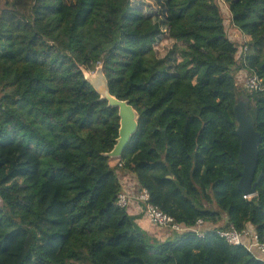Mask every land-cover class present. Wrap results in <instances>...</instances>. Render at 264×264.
I'll list each match as a JSON object with an SVG mask.
<instances>
[{
    "label": "trees",
    "instance_id": "16d2710c",
    "mask_svg": "<svg viewBox=\"0 0 264 264\" xmlns=\"http://www.w3.org/2000/svg\"><path fill=\"white\" fill-rule=\"evenodd\" d=\"M99 64L140 115L114 166L118 108L84 73ZM244 101L261 135L251 197ZM132 178L178 224L214 227L151 234L118 203ZM231 225L264 242V0H0V264H264L218 234Z\"/></svg>",
    "mask_w": 264,
    "mask_h": 264
},
{
    "label": "water",
    "instance_id": "95a60500",
    "mask_svg": "<svg viewBox=\"0 0 264 264\" xmlns=\"http://www.w3.org/2000/svg\"><path fill=\"white\" fill-rule=\"evenodd\" d=\"M87 72L92 71L84 69L85 77L100 95V98L107 100L108 106L118 108L120 117L119 136L113 149L104 153L106 157L118 159L123 155L132 136L138 129L139 112L128 100L119 99L111 94L109 81L104 73L102 64L96 67L93 75H89ZM234 112L238 124L237 133L241 140L239 160L243 165V169L239 171L240 180L238 182V187L245 195H254L257 192V184L262 176L261 175L255 180L261 135L255 129L246 102H239L236 104Z\"/></svg>",
    "mask_w": 264,
    "mask_h": 264
},
{
    "label": "built area",
    "instance_id": "2783aa9c",
    "mask_svg": "<svg viewBox=\"0 0 264 264\" xmlns=\"http://www.w3.org/2000/svg\"><path fill=\"white\" fill-rule=\"evenodd\" d=\"M242 33V32H241ZM242 35L246 36L244 33ZM246 50L243 46L242 51L239 50L238 57ZM243 76L245 75V87L253 92L255 90L263 89L262 80L257 74H248L247 71L244 73H239ZM252 195H245V197H251ZM118 203L121 207H129L132 201H139L144 206V213L149 219L150 223L156 226L157 229L163 231V233L170 235L173 232H184L186 230H193L198 236H203L205 234V222L199 219L194 226L184 227L177 222L174 218L164 213L158 206L149 202V194L146 189L137 193V189L133 187L132 183L125 186L118 195ZM221 237H224L226 241L231 245H242L245 246L249 251L255 252L261 256H264V242L259 240L258 235L253 229H244L242 231L235 228V226H230L228 228H222L217 230Z\"/></svg>",
    "mask_w": 264,
    "mask_h": 264
},
{
    "label": "rangeland",
    "instance_id": "374dc122",
    "mask_svg": "<svg viewBox=\"0 0 264 264\" xmlns=\"http://www.w3.org/2000/svg\"><path fill=\"white\" fill-rule=\"evenodd\" d=\"M68 4H71V3H73L75 0H65ZM223 9H224V11L226 12L225 13V18H226V23H227V31H228V33H229V35L231 36V38L234 40V41H236L237 42V44H238V46H239V50L240 51H242V48H243V46L245 45V42L247 41V36H244V35H242V33L240 32V31H236L235 29H234V27L232 26V24L230 23V13L228 12V9L226 8V6L224 5L223 6ZM227 10V11H226ZM87 74H89V75H93L94 74V71H92V72H87ZM237 83H238V85L239 86H244L245 85V75L243 74V76L242 75H240L239 73H237ZM245 102V101H244ZM117 162H118V159H111L110 160V163H111V165H116L117 164ZM133 179V178H132ZM131 183L133 184V187H135L136 185H135V183L131 180ZM132 209V208H131ZM224 222V221H223ZM204 227H206V229H209V228H213L214 226L213 225H206V226H204ZM159 233H160V231H159Z\"/></svg>",
    "mask_w": 264,
    "mask_h": 264
},
{
    "label": "crops",
    "instance_id": "0c3cea01",
    "mask_svg": "<svg viewBox=\"0 0 264 264\" xmlns=\"http://www.w3.org/2000/svg\"><path fill=\"white\" fill-rule=\"evenodd\" d=\"M132 181L136 184L135 179H132ZM132 208V209H131ZM129 213L137 217V222L143 227L150 231L151 234H153L156 230V226L152 225L147 219L145 213H144V206L141 202L132 201L129 208ZM206 226V225H205ZM206 228V227H205ZM253 226H249V229H253ZM254 230V229H253Z\"/></svg>",
    "mask_w": 264,
    "mask_h": 264
}]
</instances>
